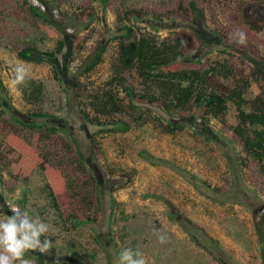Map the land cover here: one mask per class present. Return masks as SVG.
Listing matches in <instances>:
<instances>
[{
  "label": "rangeland",
  "instance_id": "obj_1",
  "mask_svg": "<svg viewBox=\"0 0 264 264\" xmlns=\"http://www.w3.org/2000/svg\"><path fill=\"white\" fill-rule=\"evenodd\" d=\"M123 25L183 45L162 70L209 71L189 107L169 105L182 82L116 74ZM26 47L44 60L20 58ZM0 78V212L51 226L49 250L25 253L33 264H116L126 247L150 264H264V160L228 98L264 111V0H0ZM106 93L119 110H99Z\"/></svg>",
  "mask_w": 264,
  "mask_h": 264
},
{
  "label": "trees",
  "instance_id": "obj_2",
  "mask_svg": "<svg viewBox=\"0 0 264 264\" xmlns=\"http://www.w3.org/2000/svg\"><path fill=\"white\" fill-rule=\"evenodd\" d=\"M192 6L195 8V10H199L195 2H192ZM30 10L33 13L39 14L41 16L44 15L39 7L31 5ZM121 30H123V33L120 35L122 42L120 45L118 63L115 65L116 74L129 70H137L139 76H141L145 82H149L150 80L157 78L182 82L183 85L178 86L175 94L172 95V97L170 96L169 105H171L174 110H182L189 107L193 103L200 86L206 82L209 71L192 69L164 71L162 70V63L159 62L160 59L168 58L171 62H177L181 60L183 58L182 44L172 43L166 38L163 41H160L149 35H135L134 29L128 25H123ZM64 45V41L61 40L55 53L61 52ZM18 55L20 58L27 61L42 62L44 60L43 57H40L37 54V49L35 47H26L20 50ZM95 61H97V59ZM95 61H93L92 65L95 64ZM23 90L25 91L24 95L26 99L30 102H33L34 100L37 101L42 93L40 86L34 87L30 94L27 90ZM241 93L233 91L228 97L232 98L237 104L239 110V119L241 125L243 124L242 126H238L235 130L241 137L246 152L257 160L263 161L264 111L257 107L256 104H254L255 107L250 108L251 110H245L243 106L246 101L241 96ZM0 98L8 102L5 84L1 78ZM100 98L97 97V102L99 103L100 108L99 110H107L109 108L108 105H110L114 110L120 109V105L117 102L115 94L106 93L105 97L101 96ZM14 116L16 117L15 114ZM16 119L25 126H30L33 128L42 126V123L22 120L19 117H16ZM169 124L173 126L172 130L182 128V125L175 121H171ZM141 155H147L146 151H141ZM145 157L153 164L162 162V160H157L154 157H151L153 159H150L147 156Z\"/></svg>",
  "mask_w": 264,
  "mask_h": 264
},
{
  "label": "clouds",
  "instance_id": "obj_3",
  "mask_svg": "<svg viewBox=\"0 0 264 264\" xmlns=\"http://www.w3.org/2000/svg\"><path fill=\"white\" fill-rule=\"evenodd\" d=\"M243 41L244 36L241 33L240 42ZM12 71V85H22L28 73L25 65L22 62L16 63ZM11 212L12 215L0 212V264H33L32 260L25 257V253H46L49 250L52 242L47 234L51 226L45 219L33 217L27 210L12 207ZM157 239L164 243L166 235L158 231ZM116 264H150V261L140 249L126 247L119 252Z\"/></svg>",
  "mask_w": 264,
  "mask_h": 264
}]
</instances>
